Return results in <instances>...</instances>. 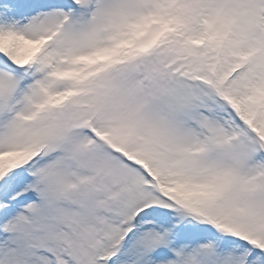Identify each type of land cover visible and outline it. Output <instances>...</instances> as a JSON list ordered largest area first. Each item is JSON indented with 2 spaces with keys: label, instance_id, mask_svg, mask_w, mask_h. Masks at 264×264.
<instances>
[{
  "label": "snow or ice",
  "instance_id": "6c2138e0",
  "mask_svg": "<svg viewBox=\"0 0 264 264\" xmlns=\"http://www.w3.org/2000/svg\"><path fill=\"white\" fill-rule=\"evenodd\" d=\"M0 264H264V0H0Z\"/></svg>",
  "mask_w": 264,
  "mask_h": 264
}]
</instances>
